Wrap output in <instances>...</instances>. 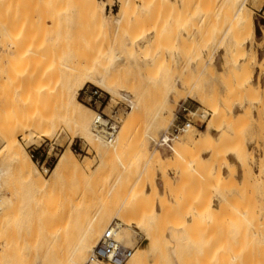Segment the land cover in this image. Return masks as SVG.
<instances>
[{
	"label": "rangeland",
	"instance_id": "374dc122",
	"mask_svg": "<svg viewBox=\"0 0 264 264\" xmlns=\"http://www.w3.org/2000/svg\"><path fill=\"white\" fill-rule=\"evenodd\" d=\"M97 1L104 22L83 0H0V126L26 119L51 132L18 136L45 192L0 156L8 173L0 264H64L83 238L94 250L113 222L137 264H264V0H128L135 10L121 24V0ZM89 69L96 82L85 90L105 77L114 88L98 87L107 97L101 111L127 136L119 156L102 158L66 110V88L75 94L71 80L80 86ZM126 94L133 109L121 103ZM77 101L93 123L82 91ZM183 104L193 113L189 132L177 154L159 150L151 138L168 131ZM207 130L213 144L201 136ZM68 150L90 170L55 182ZM94 217L92 237L84 228Z\"/></svg>",
	"mask_w": 264,
	"mask_h": 264
},
{
	"label": "bare ground",
	"instance_id": "6f19581e",
	"mask_svg": "<svg viewBox=\"0 0 264 264\" xmlns=\"http://www.w3.org/2000/svg\"><path fill=\"white\" fill-rule=\"evenodd\" d=\"M121 2H122V4H121V7H120V10L115 15L116 24H121L124 20L126 21L127 20L126 17H128L130 12L135 10L134 2L131 3L132 1H128V0H121ZM143 2L148 6V4H149L148 2L149 1L143 0ZM83 6H84V10L86 12H88L92 16H94V17L98 18L99 20H101L102 22H104L103 21V16H104V13H105V10H106V6L104 4L102 6H100L98 4L97 0H83ZM246 23H247V26L250 28L249 30L252 31V29H253V20L249 17L247 19ZM245 28H247V27L245 26ZM91 71L92 70L89 69L87 72H85L83 74L84 79H83L82 83L80 84V86H78L76 84L77 81H78L77 78L71 80V85L73 83V85L75 86V88H73V89H76V87H79V89L77 88V90H76V92L74 94L73 92L71 93L69 91L70 89H68V87L66 88V91H65V106L67 107L66 110L68 111L69 118L72 120V121L71 120L70 121L75 126L74 129H76L78 131L79 135H81V134L83 135L82 138H84V136H85L88 139V141L98 150V152L101 153V157L102 158H106L109 154H112V155H114V154L116 155L117 154L119 156V154H121L120 153L121 150L123 149L122 148V142H124V141H122V140L125 138L126 135L122 139V136H123L122 134L123 133L119 134V136L117 135L118 137H116L115 142H112L113 144L110 143L109 142V138H108V136H110V134H109L108 129H107V128L110 127V123L106 119L100 117L96 112H94L95 117L93 118V123H92V119H91V115H90V112H91L90 109H88L87 107H84L80 102L77 101V97H78L79 93L84 89V86L87 83L94 84V82H96L95 78H93V76H94L92 74L93 71L92 72ZM47 73H49V72H47ZM43 77H44V75H43ZM105 78H107V77H105ZM105 78H100V79L97 80V84H99V86L97 85V87H100V86L104 87L107 90L106 92L108 94L109 93H114V88L112 86V83H109L108 82L109 80L106 81ZM110 82H112V81L110 80ZM116 93L117 92H115V94ZM122 100H127V101L131 102L132 109L134 108V103L130 99L129 96H127V95L122 96ZM214 113H218V111H214ZM131 115H132L131 118L128 117V119H130L129 123L134 121V119H135L134 118L135 116H133V115H135V113L133 112ZM203 117H205V116H203ZM8 120H9L11 125L10 124H5L6 127L3 126V128L0 126L1 127L0 128V141L3 143V147L0 150V156H4L7 161H10V162H12L14 164V166L17 168V170H19V172L23 175L24 179H26V183H28V185L36 186V187H34V189L38 187L40 189H37V190H41L42 189V191H44L45 190L44 188L46 186L45 182H47V181H46L43 173L38 169L36 163L33 161L32 156H30L26 152V150L24 149V146H23L22 142L18 139V136L22 135L23 136V140H28L29 137H31V139H33V137L35 135L36 136L38 135V136L50 137L51 136L50 130H47L46 128L45 129H40L39 127L35 126V124L34 125L24 124V122L27 121L26 119H25L24 122H22L21 127H18V125H20V123H21L20 122L21 120L17 119L20 122V123L18 122V124L16 123L17 121L15 119L14 120L13 119L12 120L8 119ZM44 120L46 121V119L42 118L43 122H45ZM47 120H49V119H47ZM11 122H13V123H11ZM31 123H32V121H31ZM35 123H37V122H35ZM45 123H47V122H45ZM129 123H128V127L130 126ZM0 124H1V122H0ZM23 125H25V126H23ZM126 127H127V125H126ZM72 128H73V126H72ZM111 128L115 129V130H117L119 132V126H117L116 124H112ZM129 129H127V130H129ZM186 131H185V133H187ZM188 132H189V129H188ZM120 133H121V131H120ZM124 133H125V131H124ZM126 134H128V133L126 132ZM201 136H203V138L205 137L206 139L205 138L204 139L207 140L208 142L212 141L211 143L212 144L214 143V141H213L214 139L211 136L210 132H208V130H207V132L205 131V133H202ZM126 138H127V136H126ZM31 139H30V141H31ZM123 144H126V143H123ZM142 145H145V144H142ZM128 149H129V147H128ZM143 149H145V147ZM123 150H125V149H123ZM127 153H129V152H127ZM127 153H125V154H127ZM175 154H177L176 151H175ZM178 154H179V152H178ZM155 157H157L158 162H162L163 161L162 157L160 155H157V153H156ZM90 167H91L90 163L81 164L78 161V159L76 158V156L74 155V153L72 151L68 150L66 153H64L59 158L58 163H57V165H56V167H55V169L53 171V174L51 176V179L56 182V180H58L60 178H63L69 172H82L84 170H90ZM5 168L6 167H4V169ZM4 169H3V167L0 168V178L1 179H2V177L4 175L5 176H6V174L8 175L7 170H4ZM219 176L220 177H224L222 174H219ZM220 179L222 180V178H220ZM52 180H50V181H52ZM47 188H48V186H47ZM49 188H50V185H49ZM154 188H155L154 191L156 193H158L157 186L154 187ZM47 191H49V190H47ZM39 193H41V191ZM3 200H4V198H3V196L0 193V205H2V202H4ZM0 207L2 208V206H0ZM94 218H96V217H94ZM96 222H97V218L96 219H92V222L89 221L90 225H88L90 228L89 227L88 228H84V230L87 229L86 233L88 231H90L88 233L92 237H94L92 234H94V233L96 234L97 231H99L98 228H99L100 225L97 224ZM85 227H87V226H85ZM84 233H85V231H84ZM85 236H87V235H85ZM98 236L99 235H97V237ZM84 239L85 238H83L81 241L83 242ZM82 242H80L81 244L78 243L79 245L75 246L74 249L72 248L73 251L71 252L70 256H68L66 258L64 264H85L86 263V261L88 260V257H89V253H91L90 251L93 250L92 249L93 246H92V244L89 241L83 242V243ZM120 244H122V243H120ZM240 246H242V242H241ZM235 249H237V248H235ZM238 249H240V248H238ZM248 252H250V251L248 250ZM133 254H134V251L132 252L131 257L129 258V260H131L129 264H137L138 254H136V255H133ZM91 257H92V254H91ZM129 260H128V262H129ZM90 261H91V258H90ZM99 262L101 263V261H99ZM96 263H98V262L95 261L94 264H96ZM102 263H104V262H102ZM105 264H109V263H105Z\"/></svg>",
	"mask_w": 264,
	"mask_h": 264
},
{
	"label": "built area",
	"instance_id": "2783aa9c",
	"mask_svg": "<svg viewBox=\"0 0 264 264\" xmlns=\"http://www.w3.org/2000/svg\"><path fill=\"white\" fill-rule=\"evenodd\" d=\"M100 89L101 88L94 86L92 88L88 87L86 90H82V92L84 94V100H87V104L93 107L95 109V112L100 117L107 120L110 118L105 114V109L101 111L103 106L104 108H106L104 104L107 101V97L104 95L105 91ZM122 101L123 102L121 103L125 105L124 109H132L131 102L127 100ZM183 112H187V114L180 115V113L182 114ZM190 114H193L191 110L186 107L185 104L181 105L180 110L178 114L175 115L172 125L170 126L168 131L162 133L157 139L151 138L153 145L159 150L173 154L175 152L176 142L181 138L183 134H185V131L188 130L190 126H192V121L190 119H187L186 117ZM115 115L117 118H119L118 114ZM181 117L185 118V120L180 121ZM107 121L110 123V127L107 128L110 134L108 138L109 142L112 143L115 142L118 131L111 128V125L113 123H111L109 120ZM33 157L34 155H32V158ZM116 223L117 222H113L112 225L108 228V231L101 237L92 253L91 261L87 264H94L95 261H101L109 264H125L129 260L133 250L123 246L116 240V237L113 234L115 228H117Z\"/></svg>",
	"mask_w": 264,
	"mask_h": 264
}]
</instances>
